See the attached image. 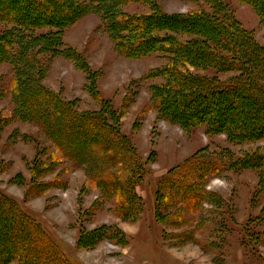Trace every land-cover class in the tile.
Wrapping results in <instances>:
<instances>
[{
  "label": "rangeland",
  "instance_id": "obj_1",
  "mask_svg": "<svg viewBox=\"0 0 264 264\" xmlns=\"http://www.w3.org/2000/svg\"><path fill=\"white\" fill-rule=\"evenodd\" d=\"M154 1L169 16L200 9L189 0ZM222 1L264 47V17L257 8L244 0ZM149 10L145 2L125 9L132 14ZM5 29L0 23V34ZM64 36L81 53L82 64L93 76L59 55L49 62L41 83L78 110L105 115L110 125L127 136L142 164L136 191L143 209L134 220L119 216L116 202L90 186L87 171L58 157L38 124L17 120L10 92L14 74L4 64H0V117H6L0 124V192L32 214L73 264H264V188L259 171L229 170L210 178L205 188L208 200L218 206L204 205L194 216L183 212L182 205L161 207L158 193L165 177L198 151L208 149L220 155L226 149L237 159L263 151L264 138L234 144L226 133L210 132L205 123L190 126L166 119L154 86L166 83L158 72L170 58L156 53L141 59L122 57L102 29L100 15H85ZM192 69L196 76L215 74L213 68ZM217 76L225 81L235 73ZM97 87L104 102L95 97ZM237 94L234 98L242 102L244 96ZM181 212L202 223L177 225L174 215Z\"/></svg>",
  "mask_w": 264,
  "mask_h": 264
},
{
  "label": "trees",
  "instance_id": "obj_2",
  "mask_svg": "<svg viewBox=\"0 0 264 264\" xmlns=\"http://www.w3.org/2000/svg\"><path fill=\"white\" fill-rule=\"evenodd\" d=\"M146 1L0 0V23L6 26L0 34V64L9 65L14 74L10 92L17 120L38 124L58 157L87 171L90 186L116 202L119 216L131 220L143 209L136 191L142 164L127 136L105 115L80 111L41 83L49 62L59 55L93 76L64 36L85 15L101 16L102 29L122 57L141 59L156 53L170 58L158 72L166 83L154 86L166 119L190 126L205 123L210 132L226 133L234 144L264 138V47L240 25L225 1L189 0L200 9L170 16L156 1ZM244 1L264 17V0ZM144 2L150 8L146 13L125 11ZM202 2L213 12H207ZM191 67L213 68L215 74L196 76ZM219 73L235 76L223 81ZM236 93L244 96L242 102L234 98ZM95 97L104 102L98 87ZM5 120L0 117V124ZM198 152L162 181L161 207L182 205L183 212L194 216L207 204L218 206L208 200L205 188L210 178L229 170L256 169L264 188V150L237 159L226 149L220 155L208 149ZM175 215L177 225L202 223L182 212ZM0 226V264H73L43 225L1 192ZM106 239L112 240L110 235Z\"/></svg>",
  "mask_w": 264,
  "mask_h": 264
}]
</instances>
